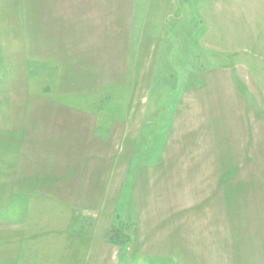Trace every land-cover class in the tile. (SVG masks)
<instances>
[{"label":"rangeland","instance_id":"rangeland-1","mask_svg":"<svg viewBox=\"0 0 264 264\" xmlns=\"http://www.w3.org/2000/svg\"><path fill=\"white\" fill-rule=\"evenodd\" d=\"M0 264H264V0H0Z\"/></svg>","mask_w":264,"mask_h":264}]
</instances>
